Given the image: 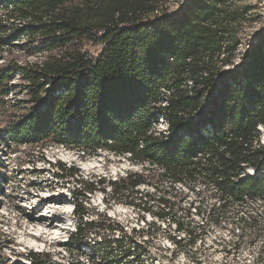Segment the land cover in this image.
<instances>
[{"label":"trees","instance_id":"16d2710c","mask_svg":"<svg viewBox=\"0 0 264 264\" xmlns=\"http://www.w3.org/2000/svg\"><path fill=\"white\" fill-rule=\"evenodd\" d=\"M74 1L0 0V12H5L0 15V56L6 46L23 47L22 39L36 33L46 38L45 47L65 48L91 27L104 31L102 50L94 57L73 51L42 63L0 65L1 94L21 74L32 104L21 122H14L13 138L131 153L132 162L157 166L173 181L216 182L224 198L264 196L263 175L240 176L245 164L264 168L258 128L264 125V30L245 63L227 70L239 46L241 14L232 9L235 0H188L175 14L148 19L145 14L158 12L150 0H89L86 12H60ZM159 116L166 119V132L154 130ZM208 152L212 155L206 157ZM127 180L129 185L119 187ZM145 180L135 173L109 184L113 194L136 195L130 202L141 205L135 187ZM96 225L80 226V235ZM107 242L102 243L103 264H123ZM114 242L123 246L119 239Z\"/></svg>","mask_w":264,"mask_h":264},{"label":"built area","instance_id":"2783aa9c","mask_svg":"<svg viewBox=\"0 0 264 264\" xmlns=\"http://www.w3.org/2000/svg\"><path fill=\"white\" fill-rule=\"evenodd\" d=\"M2 13L5 12H0V15ZM251 48L252 43L243 50V53L241 49H238L240 52L235 61L243 58V62L238 64L239 66L245 63L247 60L246 53ZM239 66L235 65L234 62L233 65H228L226 69L232 70ZM189 83L192 84L191 81ZM166 102L167 100H163V104ZM206 128L214 131L211 124H208ZM258 128L261 132L264 131V125L260 124ZM167 129L166 119L159 116L154 130L166 132ZM203 133L206 134V131L203 130ZM10 136L15 143L30 144L18 142L12 134ZM261 136L262 133L259 141L264 145ZM0 139L2 140L4 137H0ZM52 144L57 148L54 151L50 150V153L47 151L53 156L52 158L46 155V151H43L41 156L16 160L18 164H16L15 175H20L21 179L25 176L30 178L28 182L17 187V191L19 188L25 189L24 193L27 195L18 199L21 207L16 209L20 211L29 208L36 213L41 212L37 218L32 217L37 219L33 223L53 222V225L61 228V230L53 238L37 235L29 229L32 218H27L25 213H11L5 206L0 207V241L4 234L13 236V240L5 244L3 248V250L8 251L6 255L11 259V263L2 259L0 251V264H103L105 250L103 251L102 243L106 241L113 245L107 249H113V252L122 258L123 264H128V262L133 264H170L171 260V264H175L177 258H182L184 264H227L229 263L228 260H232L234 257L241 264H264V213H238L237 220L242 222H235L234 227L228 226L225 213H216L217 210L222 209V203H225L223 205L225 210L231 204H251L264 209V196L245 194L239 200H235L233 197L224 198L222 190L213 181L176 182L168 178L171 188L165 193H161L159 187L155 188L153 185H149V182H144L135 187L140 191L139 196L142 199L136 201H142L141 205L134 204L127 199L122 201L126 208L131 207L143 214L140 217L142 226L130 228L110 213L91 212V209L87 208L90 201H101L99 203L104 204L106 202L108 204L107 197L112 188L109 182L119 179L105 181L106 190L100 189V185L97 183L103 178L98 179V181L97 178L94 180L87 179L82 173L83 169L86 171L87 169L83 165L82 168L77 163L73 165V161L75 162L76 159L81 161L86 156L85 153L82 157L78 155V158L72 161L68 158L62 159L64 154L70 155L71 147L64 144ZM45 149L47 148L45 147L43 150ZM82 151L85 150L82 149ZM56 155H62V157ZM211 155L212 153L208 152L205 156ZM123 156L131 161V153H126ZM69 163L73 166H68ZM41 164H48V167L42 168L39 166ZM244 166L245 170L241 173V178L264 176V168L256 169L248 164ZM44 172H46L48 182L42 185L39 178L44 175L42 174ZM91 177L94 178L95 175H91ZM80 180L97 186L89 190ZM196 183H201L207 189H211L210 201L214 203L209 209H204V203L209 201V197L199 187L195 189ZM142 185L147 186V188L140 189ZM185 185L191 187L193 194L191 201L188 200L190 199L188 196L180 199L176 194L177 191L174 192L175 186L185 188ZM98 191L100 193L95 196L94 194ZM59 197L63 200H60ZM96 197H99V200ZM78 204L81 205V212H77ZM52 208L63 212L62 218H54L52 214L48 215V211ZM147 215L149 218L145 219ZM22 218L25 221L23 224H19ZM87 222L99 223V225L89 230L87 235H80V226H85ZM247 225L252 227L255 234L251 235L252 238L250 239L249 236L245 237L244 235V229ZM161 232H166L164 240L168 245L166 248L170 250V254L166 257L161 256V254L158 257H152L150 247L155 236ZM24 233L37 237L42 245H31L25 239H21ZM257 234H260L259 238L255 239ZM78 237H83L84 242H77ZM114 239H119L123 246L118 247ZM96 248H99L101 252L96 251ZM124 251L128 253L126 257ZM113 252L109 253L111 258L115 257Z\"/></svg>","mask_w":264,"mask_h":264},{"label":"rangeland","instance_id":"374dc122","mask_svg":"<svg viewBox=\"0 0 264 264\" xmlns=\"http://www.w3.org/2000/svg\"><path fill=\"white\" fill-rule=\"evenodd\" d=\"M87 1L89 0H77L72 3H67L61 8L60 12L70 13L72 10L77 8H84V12H86L87 9L85 8V3ZM187 1L188 0H150V5L155 6L158 9V12L153 14H145V19L156 17L154 15H159L161 17L162 15L175 14L182 8L185 3H187ZM232 9L237 11V13L241 14V23L238 26L237 38L239 39L238 49H241L243 53V50L248 48L249 45H251L257 33L260 30H264V0H235ZM142 12L144 11L142 10ZM242 13L244 14L242 15ZM103 32V29L91 27L90 32H86L84 35L78 37L65 48L45 47L46 38L40 33H36L34 35H31L29 38L22 39L20 43L23 44V47H18V44H12L8 47L6 46L2 52V56H0V65L8 66L9 64H13L16 61L20 64L42 63L51 56L67 55L73 51H80L81 53H85L94 57L101 52L102 43L100 38ZM13 43H17V41H14ZM239 52L240 51L238 50L237 56L239 55ZM242 62L243 58H239L235 61V65L239 66L238 64H241ZM24 84L25 79L23 78V75H17L14 80L8 83L9 92L7 94H1L0 92V137H4V139H0V207L5 206L8 211H11V213H25L27 218H32L33 216L37 218V216L41 215V212L36 213L35 211H32L29 208H24L20 211L16 209L17 207H21V203L18 202V199L24 198L27 195L24 193L25 189L21 190L19 188V190L17 191V187H19L20 184H25L30 180L29 176H25V178L21 179L20 175H15L17 167L16 164H18L17 161H19L20 159H28L33 156H41L43 151H46V155L52 158L53 156L49 154L50 150L54 151L57 150V148L51 142H44L38 144L35 143L31 145L15 143L12 141L10 135L12 133L11 131L14 122H21L23 115L27 114L29 108L32 106L29 101L30 96L27 90L25 89ZM261 133V141L264 142V131H262ZM45 147L47 149L43 150ZM14 149L15 151L20 152H15ZM60 149L64 150L62 148ZM60 149L58 150L61 151ZM47 151H49V153H47ZM69 152L71 154L69 155V159H71V161L78 158V155L79 157H82L84 153L86 154V156L82 158L81 163L80 160L78 161V159H76L75 162L73 161V165L77 163L79 166L82 167L83 162L88 161L87 163H91L95 160L100 161V166L96 168L87 169V171L83 169L82 173L87 179L91 178L92 180H94L97 178L96 180L98 181V179L103 178L107 182L109 179L114 180L118 178L120 180L121 178L126 177V174L138 173L146 179V182H149V185H153L155 188L159 187L161 193L168 192L171 188L168 178H165V176L163 175V169L146 165L143 166L140 163L129 161L123 155L113 154L105 148H99L95 152H90L89 149H86L83 152L82 149L78 150V148H71ZM56 156L62 157V155ZM64 158L65 157L63 156L62 159ZM84 164L83 167L85 168ZM73 165L70 163L68 164V166ZM39 166L42 168L48 167V164H41ZM42 174L44 175L39 178V182L44 185L46 182H48L46 180L47 175L46 172ZM91 175H95V177L92 178ZM129 183L130 181L127 180L125 182H122L121 186L119 187H122L124 185L127 186L129 185ZM90 186L95 188V186L97 185L94 184ZM100 186L103 188L104 184L100 183ZM198 187L204 192V194H207V196L209 197V201L204 203L205 207L203 206L204 209H209V207L214 203L210 201V195L212 193L211 189H207L201 183H196L195 189H197ZM142 188H147V186H140V189ZM108 191L109 189L107 186V192ZM113 191L114 189L111 188L107 197L108 204L106 202H104V204L99 203L101 201H90V203L87 205V208L91 209V212L100 211L104 213H110V215L115 217L118 221L130 228H133L135 226H142V219L140 217L143 214L137 210H133L131 207L126 208L124 204H122V201L125 200L124 194H113ZM176 191V194L180 199L184 198V196H188L190 198L188 199L189 201L193 199L192 190L189 186H186L185 188H177V186H175L174 192ZM99 193L100 191L96 192V194L94 195L96 196ZM129 195L126 196V198H128L127 200L131 201L132 197L136 199V195ZM96 199L99 200V197H96ZM224 204L222 203V209L217 210L216 213H225V216L227 218V224L228 226L232 225V227L235 226V222H242L241 220H237L238 213H264V209L258 207L257 205L231 204L226 207L225 210L223 206ZM147 218H149L148 215L145 219ZM24 221L25 219L22 218V221L19 224H23ZM165 233L166 232H161V234L155 236V239L150 247V253L152 257H158L159 254H161V256L163 257H166L170 254V250L166 248V246L168 245L164 240ZM253 234L254 233L252 227L247 225V227L244 229L245 237L249 236L250 239L252 238L251 235ZM259 235L260 234H257V238L255 239H258ZM1 237L2 240L0 241V251L2 259L4 261H7L8 263H11V259L6 255L8 251L3 250V248L5 244L13 240V236L4 234ZM160 244L161 246L159 250ZM228 262L229 263L227 264H241L237 262L235 257L232 260L229 259ZM175 264H184V262L182 261V258H177Z\"/></svg>","mask_w":264,"mask_h":264},{"label":"bare ground","instance_id":"6f19581e","mask_svg":"<svg viewBox=\"0 0 264 264\" xmlns=\"http://www.w3.org/2000/svg\"><path fill=\"white\" fill-rule=\"evenodd\" d=\"M71 155V154H70ZM64 157L65 158H70L69 155L67 154H64ZM73 157V155H72ZM71 160V159H70ZM79 161V160H78ZM88 161L86 162H83L84 163H87ZM81 163V161H80ZM82 164V165H83ZM85 166V169H91V168H96L98 166H100V161L99 160H95L91 163H87V164H84ZM60 200H63V198L59 197ZM54 217V218H58V217H61L62 218V215H63V212L61 211H58L57 209H50L48 211V215H51ZM33 221H37V219L35 218H32L31 219V223L29 224V229L37 234V235H40V236H45V237H49V238H53L55 234H57L59 232V230H61V228H57L56 226L53 225V222H44V221H41V222H38V223H33ZM41 225V226H39ZM21 239H25V241H27L29 244L31 245H37V246H41L42 245V242L40 243L38 241V238L35 237V236H29L27 235L26 233H24L21 237Z\"/></svg>","mask_w":264,"mask_h":264}]
</instances>
